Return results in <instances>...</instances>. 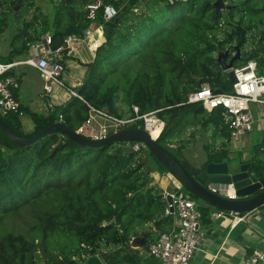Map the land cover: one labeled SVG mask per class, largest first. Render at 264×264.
<instances>
[{"label":"trees","instance_id":"1","mask_svg":"<svg viewBox=\"0 0 264 264\" xmlns=\"http://www.w3.org/2000/svg\"><path fill=\"white\" fill-rule=\"evenodd\" d=\"M18 1L27 2L0 0V31L7 26L2 8L12 9ZM93 1L59 0L50 21L39 12L40 27L36 17L23 25L32 28V36L38 39L49 31L54 48L66 35L83 34L91 23L84 6ZM214 1L103 0L116 7L117 15L104 22L101 11L97 13L95 21L103 27L96 38L99 41L105 32L106 37L93 58L82 62L84 77L73 88L81 98L70 96L47 113L21 105L23 115L33 123L28 133L22 128L23 115L7 112L0 116L16 133L31 137L59 121V115L75 130L86 117V102L119 116L129 112L131 105H137L140 113L159 109L164 127L156 141L186 167L175 140L187 126L212 124L223 137L229 134L223 108L207 111L201 103L186 102L188 93L202 83L215 93L232 90L217 55L229 49V59L238 50L233 67L253 59L257 73L264 76V0H225L219 10ZM25 36L20 27L4 62L29 53L32 42ZM249 37L253 45L245 49ZM142 151L147 155L146 148L123 151L113 144L80 146L59 132L18 146L0 130V264H79L91 255H99L106 264L130 262L133 256L124 250L136 228L149 221L159 226L172 217L164 215L166 204L159 188L149 185L152 166L147 164L143 171ZM227 152L208 153L202 165L228 158ZM149 157L155 170H164ZM251 166L256 172L263 167L253 159ZM197 201L203 216L205 209ZM25 210L32 214L31 223L18 230L11 218Z\"/></svg>","mask_w":264,"mask_h":264},{"label":"built area","instance_id":"2","mask_svg":"<svg viewBox=\"0 0 264 264\" xmlns=\"http://www.w3.org/2000/svg\"><path fill=\"white\" fill-rule=\"evenodd\" d=\"M86 18L91 21L84 30L83 35L69 34L59 46L52 47V38L49 34L41 35L30 45V55L24 59H16L10 62H0V112H18L23 114L21 103L17 97L19 80L15 75L8 72L22 64L31 65L43 79V90L47 95L53 91L54 86L67 89L70 96L80 95L72 88H66L63 74L66 69L65 56L76 55L78 50L93 36H98L103 23H94L100 10L104 22L117 15L116 7L103 0H95L85 5ZM236 81L232 83V90L224 93H215L207 83H202L199 89L188 93L186 102L201 103L207 110L223 108V123L230 130V136L237 138L250 131L253 127L252 104H264V76L257 73L255 60H248L236 67H232ZM86 117L74 130L88 139H102L113 133L126 128H143L152 138L157 139L160 135L164 121L158 116L159 109L140 113L137 105H131L130 111L124 115H116L106 108H98L86 102ZM53 105H47V112L52 110ZM61 120V115H59ZM158 129L156 136H152V130ZM120 144L130 145L133 150L145 148L139 141L115 142L113 146ZM208 189L222 197L236 199L235 189L232 184L215 183ZM162 197L165 201V214L176 216L175 226L169 230L158 233L149 242L147 252L160 264H189L195 250L198 247L202 232L200 231L201 210L195 197L182 186L170 183L168 188L163 189ZM171 197V204L166 202V196ZM172 206V211L170 210ZM256 211L229 212L234 218L233 223L240 221L249 222ZM219 212L217 215H221ZM244 264H264V250H256L248 255Z\"/></svg>","mask_w":264,"mask_h":264},{"label":"crops","instance_id":"3","mask_svg":"<svg viewBox=\"0 0 264 264\" xmlns=\"http://www.w3.org/2000/svg\"><path fill=\"white\" fill-rule=\"evenodd\" d=\"M88 54L90 53L88 44H86L78 50L76 55L64 57L66 69L63 79L66 88L73 89L81 83L86 70L82 62L88 61L92 56L91 53V56L85 59L84 57ZM27 55L29 56L30 53ZM20 66L23 67L20 69ZM27 66L36 71V81L30 77L24 79L26 73H28ZM15 68V73L11 70L8 73L18 77L20 85L17 97L22 106H27L33 111L47 113V105L49 103L53 106L59 105L70 98L67 89L58 86H54L50 95H47L43 90V79L33 66L22 64ZM251 108L253 127L250 131L237 138L230 136V130H228L227 138L223 137L220 128H216L212 124L204 126L203 129L198 128L200 124H197L196 129L192 127L193 124L187 126L184 129L187 137L182 136L181 138L184 141L178 145L181 147V159L185 158L192 167L198 169L207 159L208 153L223 149L228 151L229 157L222 158V160L233 159L236 162V166L244 162H252V159L258 160L263 165V167L259 168V172L264 173V104H252ZM22 126L24 130H32L33 123L28 116L23 115ZM193 130L194 133H191ZM253 131L255 132L252 133ZM175 145H177L176 142ZM192 148H197L196 152L198 150L204 151L196 163L191 162L192 160L184 155L186 149ZM166 184L167 180L159 177L153 167L149 173V185L159 188L162 193ZM207 184L209 187L215 183ZM201 202L205 209V214L202 216L200 223L202 235L189 264H244V260L248 255L256 250H264V206L254 209L256 212L252 215L249 222L240 221L234 224V218L228 211H217L216 208L203 201ZM219 212L223 213L217 215ZM171 216L170 222L161 221L159 226L154 221L138 226L136 234L131 236L124 250L125 252H130L133 258L130 262L125 260L122 264H159L158 261L148 255L147 248L149 242L157 236L158 231L165 230L166 232L175 226L176 216L174 214ZM144 233L147 234L144 235Z\"/></svg>","mask_w":264,"mask_h":264},{"label":"water","instance_id":"4","mask_svg":"<svg viewBox=\"0 0 264 264\" xmlns=\"http://www.w3.org/2000/svg\"><path fill=\"white\" fill-rule=\"evenodd\" d=\"M224 1L215 0L212 4L219 10L224 6ZM22 33L26 35L25 39L27 42L37 40V36L27 34L26 26L22 28ZM105 37L106 32L103 38L94 44L93 52L105 40ZM228 54V49L220 52L217 55V61L221 63L223 69L227 71L230 81L234 83L236 77L232 67L235 59L239 57V51L237 50V53L227 60ZM0 130L12 143L18 146L30 144L38 138L52 132L63 133L80 146L97 147L108 146L115 142L128 140L139 141L147 149L148 155L154 157L164 168L163 171L157 168L156 172L159 177L167 180L165 189L168 188L170 183L177 187L182 186L194 197L214 208L239 214L264 206V178L258 177L250 161L236 166V162L233 159L229 158L225 161L222 158H216L202 165L197 170L185 158H182L187 164L185 167L173 153L158 144L156 139L152 138L143 128L131 127L120 130L102 139H88L76 131L69 129L63 121L59 120L40 129L31 137H23L16 133L0 116ZM117 148L123 151H133V147L130 145L120 144ZM207 183L232 184L237 198L229 199L217 195L203 185ZM166 202L171 204V197L169 195L166 196ZM170 210L172 211V206H170ZM84 264L104 263L97 255H91L88 256Z\"/></svg>","mask_w":264,"mask_h":264},{"label":"rangeland","instance_id":"5","mask_svg":"<svg viewBox=\"0 0 264 264\" xmlns=\"http://www.w3.org/2000/svg\"><path fill=\"white\" fill-rule=\"evenodd\" d=\"M58 2H59V0H27V2L18 1L17 3H15V5L13 6L12 9H8L7 8L8 5H5L2 8L3 11H5L4 12V18L6 19L7 26L4 28L3 31H0V62L4 63V61H6V59H8V58H6V56L8 55L9 50H10L11 38H12V36L14 34H16L18 32L20 27L21 28L24 27V25H23L24 21L31 20L34 17H36L35 21H37V23H38V25L40 27L41 18H40V16H38V13L40 12V13H42L44 15H47L48 19L50 21L52 16H53L54 10H55V4L58 3ZM88 3H92V2H88ZM84 9H85V6H84ZM17 11H19V12H17ZM94 23H96V21H94ZM48 32H46V33L42 32V33L49 34ZM42 33H41V35H44ZM27 34L31 35V36L33 35L32 28L31 29H27ZM96 35H93L84 44V45L88 44L89 53L90 54L92 53V55H93L92 51H93L94 44L98 41L97 38H96L98 36H96ZM252 45H253L252 39L249 37V41L246 44L245 49H250L252 47ZM228 53H230L229 49H228ZM90 54H88L84 58L86 59L87 57L91 56ZM228 55H230V54H228ZM27 56H28L27 54L26 55L15 56V57H13V60L19 59L18 57L25 58ZM92 58L93 57L91 56V58L89 60H91ZM227 60H228V57H227ZM22 67L23 66H20L19 68L21 69ZM27 69H28V73H26V76L24 77V79L26 77H30V78H32V79H34L36 81V79H37L36 71L33 68H30L28 66H27ZM11 71L15 73L16 72V68L15 67L12 68ZM5 113H7V112H5ZM0 114L4 115V113H1V112H0ZM197 124H200V125H198L199 129H203L204 126L201 123L198 122ZM197 124L193 125L192 127H194L196 129ZM22 128H23V126H22ZM24 131H25V133L30 132L29 130H24ZM185 132H186V130H184V132L176 139L175 142H176L177 145L183 143L184 139L181 138L182 136L183 137L184 136L187 137ZM254 132L255 131H253L252 133H254ZM191 133H194V130ZM196 149L197 148H195V149L192 148V149H186V151H184V155L187 158H189L190 160H192L191 162H193V163H196L201 158V156L204 153V151H200V150H198L196 152ZM147 155H148V152H147ZM147 155H146L145 152H143V151L141 152V157H142L141 159H142V161L143 160L145 161L144 170L143 171H146V169L148 167L147 164H150L152 166V168H153V162H152L151 158L149 157V155L148 156ZM31 219H32V214L29 211L25 210L24 212L20 213V215L12 217L11 221H12V224L15 226L16 229L23 230V229H26V228L29 227L28 225H30ZM97 256L101 259V257L99 255H97ZM43 260H44V258H41V261H43ZM86 260H87V258H86ZM86 260H84V261L83 260H79L78 263L79 264H84L86 262ZM81 261H83V262H81ZM102 262L104 264H106L103 260H102Z\"/></svg>","mask_w":264,"mask_h":264},{"label":"bare ground","instance_id":"6","mask_svg":"<svg viewBox=\"0 0 264 264\" xmlns=\"http://www.w3.org/2000/svg\"><path fill=\"white\" fill-rule=\"evenodd\" d=\"M152 136H156L157 135V133H158V129H154V130H152Z\"/></svg>","mask_w":264,"mask_h":264}]
</instances>
